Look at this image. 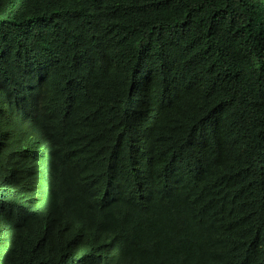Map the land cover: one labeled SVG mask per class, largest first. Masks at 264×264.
<instances>
[{
    "label": "trees",
    "instance_id": "trees-1",
    "mask_svg": "<svg viewBox=\"0 0 264 264\" xmlns=\"http://www.w3.org/2000/svg\"><path fill=\"white\" fill-rule=\"evenodd\" d=\"M0 264H264V0H0Z\"/></svg>",
    "mask_w": 264,
    "mask_h": 264
}]
</instances>
